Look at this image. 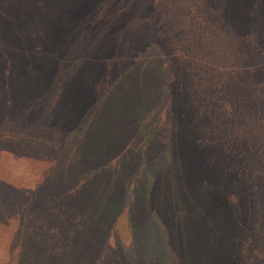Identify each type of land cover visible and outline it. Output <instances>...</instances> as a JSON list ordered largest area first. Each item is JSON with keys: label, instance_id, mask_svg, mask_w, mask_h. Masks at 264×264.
Masks as SVG:
<instances>
[{"label": "rangeland", "instance_id": "rangeland-1", "mask_svg": "<svg viewBox=\"0 0 264 264\" xmlns=\"http://www.w3.org/2000/svg\"><path fill=\"white\" fill-rule=\"evenodd\" d=\"M90 1L36 6L32 0L40 7L46 48L40 31L0 36V264H229L231 236L243 217L254 220L250 237L263 247L264 0H118L115 10L108 0ZM105 8L110 27L114 17L134 14L127 34L131 62L152 58V68L144 69L153 77L124 78L129 52H104L109 62L97 74L108 81L99 90L147 84L152 93L161 85L155 78L167 71L169 90L158 92L161 109L153 117L147 107L137 108L122 143L106 146L94 132L89 148L87 128L94 130L98 114L103 118L94 105L98 77L69 79L70 66L50 65L46 55L54 47L64 58L76 55L74 36L61 29L66 20H58L78 13L97 23ZM175 34L194 39L176 51L168 40ZM177 57L196 58L186 82L187 97L196 100L193 145L189 128L171 123L169 101L185 84L172 67ZM83 100L91 106L80 116ZM150 118L163 136L139 126ZM78 128L88 142L82 143L85 164L97 165L80 191L82 179L76 184L66 175L76 163L62 149L65 134ZM65 218L67 226L60 223Z\"/></svg>", "mask_w": 264, "mask_h": 264}, {"label": "trees", "instance_id": "trees-1", "mask_svg": "<svg viewBox=\"0 0 264 264\" xmlns=\"http://www.w3.org/2000/svg\"><path fill=\"white\" fill-rule=\"evenodd\" d=\"M96 0H91L90 3L93 4ZM118 0L113 1L110 3V0L106 2L110 9H118V5H115ZM32 0H0V36H9V37H17L22 35L26 30L32 32L33 34L40 31V42L42 43L43 48H46L44 45V27H43V20L40 19V7L35 8L31 6ZM36 3L40 5V0H35ZM105 4V6H106ZM109 8H105L102 14L98 16L100 18L99 22L97 23H87L84 18H79L82 15L75 13V17H71L69 19H60L57 22L63 24V21L66 22L61 27L62 30L67 31L70 36H74V49L76 51V55L71 58L69 55L62 57L61 54V47L60 48H51L49 50L48 56L50 58V65L53 64H60L62 66L68 67V71L73 72L72 77L69 79L74 78H82L86 81L87 75L97 76V72H100L101 67L104 62L108 63L109 61L104 57L102 53L104 52H112L116 50H124L126 49L125 53L129 52L128 55V63L126 68L123 70L124 78L127 77L128 79H138L137 76L140 77L141 75L150 79L153 77L152 72H149V75H146L147 68L151 67V60L140 59L138 61H133L131 58L133 55V46L130 42H128V32L132 30L133 23L131 21L134 14L132 12H127V14L120 18L114 17V27H110L112 22H109L108 16H112L108 12ZM100 11V10H99ZM130 16V18H128ZM88 20V19H87ZM122 21V24H120ZM89 25V26H88ZM188 29V27H187ZM100 30V31H99ZM189 30V29H188ZM58 31V30H57ZM183 33V31H179ZM178 32V33H179ZM150 36V37H149ZM196 36V34H195ZM135 38H138V35H135ZM155 36L148 35L147 39L151 42L155 40ZM170 38V44L174 45V49L179 51L182 47L188 48V44L190 43L187 41V38L194 39L187 35L175 34L173 36H168V40ZM196 40V39H195ZM4 45L9 47L8 43H4ZM42 49V48H41ZM117 51V52H118ZM188 55H192V53L188 49ZM88 57V58H87ZM86 58V62L83 59ZM125 58V59H128ZM177 62L172 66L170 62V66L177 68L176 71L181 72L184 78V85L181 89H178V93L176 98L169 101V108H170V117H172V126H179L181 128L185 127L186 129L189 128V131L193 133V135L186 136L190 139L191 144L193 145V140L196 143V100H189L187 97L188 91V83L187 80L192 75H188L191 70L189 69V62H195L192 66L195 70L196 69V58H192L189 60L179 61L178 57L176 59ZM108 65V64H107ZM158 67V65H157ZM91 68V72H86L85 69ZM145 68V69H144ZM152 68V67H151ZM53 68H48V71L52 73ZM62 70V69H61ZM142 70H144L142 74ZM66 71L65 74H68ZM163 72V71H162ZM48 73V72H47ZM164 73V74H163ZM160 72V76L156 77L158 79L160 86H153V92L151 93V89L148 85H142L132 88L126 89H103L99 90L98 84L100 82L108 81V75L106 77L100 75L101 78L98 77V83L95 87V95L94 99L97 101L96 97L101 98V100L94 105L97 108H100L103 112V118L99 115L100 120H96L93 123V129L90 130L89 127L87 131H89V148L90 146H95L96 142L92 141L95 136L94 132L100 134L99 139L101 142L103 141L106 146H114L116 144L122 143V139L124 138L125 130L130 128V120L134 119L136 112L138 111V107H147L149 112H151V117L153 114H158V110L161 109V100L158 95H163L162 92L158 94L159 91H164L166 94L169 90V87L164 82L165 76H168L167 72ZM43 78V77H42ZM49 78V77H48ZM48 80V79H47ZM144 80V79H142ZM146 80V79H145ZM153 83L150 82L151 85ZM118 85V84H117ZM126 85H124L125 87ZM103 87V86H102ZM101 87V88H102ZM157 96V97H156ZM156 101V102H155ZM164 101V100H163ZM65 104V99L61 101ZM81 105L78 106L77 114L83 116L84 109L89 108L91 106L90 102L87 100H83ZM155 107V108H154ZM76 110V109H75ZM240 107L238 112L240 111ZM77 111V110H76ZM70 112V111H69ZM64 118V117H63ZM144 120V119H143ZM66 120L64 119V123ZM156 118H150L147 123H140L139 126L142 127L143 125L147 124L148 129L155 132V134L159 136H163L164 132L160 128L159 124L156 123ZM170 128V125H168ZM64 128L61 126L60 130ZM80 128L76 129V134L71 136L68 132L65 134V144L62 145V149L64 155L69 154V159L72 158L73 162L76 163V166L67 167L66 175H68L76 180L77 182L82 179L76 188L77 191H80V187L83 185L84 181L88 179L89 176L93 175L96 170L97 165L90 166V164L84 162L88 153L84 150V146L82 143L85 142L84 133L86 132H79ZM151 132V131H150ZM99 136V135H98ZM195 138V139H194ZM102 142V143H103ZM44 146H47L46 141L41 139V143ZM70 144L71 146H68ZM191 147V145H189ZM208 154V153H207ZM109 156V155H107ZM106 157V156H105ZM206 165H208L206 163ZM264 174V169H262V175ZM264 201V195H263ZM262 206H264V202H261ZM61 220V218H60ZM79 221V219L77 220ZM254 220H249L243 217L241 222V226L237 229V232H234L232 237V248L233 252L230 254V263L229 264H264V244L263 247L260 246L259 242H252L250 237V232L254 231V229L250 226L256 225L253 224ZM62 225H68L70 223L67 222L65 218L63 221H60ZM57 227H61L57 224ZM69 229H73L79 231L80 226L72 225ZM79 232H88V231H79ZM255 232V231H254ZM235 254V255H234ZM233 255V256H232Z\"/></svg>", "mask_w": 264, "mask_h": 264}]
</instances>
